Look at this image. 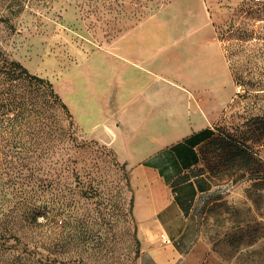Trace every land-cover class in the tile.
Wrapping results in <instances>:
<instances>
[{"label": "rangeland", "instance_id": "rangeland-1", "mask_svg": "<svg viewBox=\"0 0 264 264\" xmlns=\"http://www.w3.org/2000/svg\"><path fill=\"white\" fill-rule=\"evenodd\" d=\"M140 35L189 101L210 95L208 114L222 109L215 136L246 131L264 162V139L254 133L264 124V0H0V52L52 85L70 116L46 111L36 90L27 101L33 117L10 121L11 134L0 130V231H19L9 241L17 249L0 250V264H139L130 169L93 126L105 114L120 123V108L136 94L105 69L102 50ZM210 58L219 75L195 80L194 67ZM120 134L129 137L125 127ZM200 152L197 241L180 264H264V203L257 210L245 196L252 182L218 164L212 147Z\"/></svg>", "mask_w": 264, "mask_h": 264}, {"label": "crops", "instance_id": "crops-1", "mask_svg": "<svg viewBox=\"0 0 264 264\" xmlns=\"http://www.w3.org/2000/svg\"><path fill=\"white\" fill-rule=\"evenodd\" d=\"M134 42L143 44L124 48V44ZM149 43L153 41L142 35L129 36L127 40H116L113 49L102 50L105 69L120 72L119 79L128 84L124 92L132 88L136 94L120 108V123L105 114L100 118L101 124L93 126L92 136L108 138L106 143L130 169L139 264H180L197 241L194 206L205 191V178L199 169L200 145L209 138L222 109L208 114L210 95L192 94L189 101L186 89L168 78L170 72L153 63L155 56ZM200 63L201 71L197 65L194 67L195 80L200 75L203 82L207 76L219 75L213 58L207 66L203 60ZM178 77V82L183 83V77ZM195 84L204 95L206 87ZM174 99L178 101L175 109ZM187 101L191 102L190 109ZM191 110L193 115L188 114ZM121 127L126 128L128 138L121 137Z\"/></svg>", "mask_w": 264, "mask_h": 264}, {"label": "trees", "instance_id": "trees-1", "mask_svg": "<svg viewBox=\"0 0 264 264\" xmlns=\"http://www.w3.org/2000/svg\"><path fill=\"white\" fill-rule=\"evenodd\" d=\"M36 90L40 91L41 103L46 111L56 113L58 110L65 117L70 118L65 104L62 103L55 93L52 85L37 75L29 74L20 62L7 59L0 52V130L5 131L7 129L8 133L11 134L10 121L21 122L23 117H33L35 107L32 105L31 100L30 103L27 101L30 99L29 94L36 92ZM10 113L13 115L10 116ZM67 120L64 121L63 134L69 138L71 136L72 122ZM256 131L257 133H255ZM246 133V131H240L238 135L225 134L215 136L212 130L209 138L200 145L199 152L202 146L206 149L212 147L218 164H222L225 169L232 170L236 177H246L247 180L251 181L252 183L245 189V196L254 203L258 210L261 208L260 203H264V162L259 153L246 144L251 139L246 136ZM254 133L257 139L260 137L264 139V124H259ZM7 145L8 143L5 146ZM260 216H264V211L260 213ZM244 220L245 218L237 220L239 227ZM27 225L31 226V222H28ZM18 232V229L14 231L13 226H10L9 229L1 230L0 250L17 249L15 244L9 245V241L11 238L17 240ZM246 237V243L251 244V234H247ZM238 239L239 243H242V237L240 236ZM26 250V244L23 247L19 246V251H22V253H26Z\"/></svg>", "mask_w": 264, "mask_h": 264}, {"label": "built area", "instance_id": "built-area-1", "mask_svg": "<svg viewBox=\"0 0 264 264\" xmlns=\"http://www.w3.org/2000/svg\"><path fill=\"white\" fill-rule=\"evenodd\" d=\"M164 241H165V243L168 242L167 240H164Z\"/></svg>", "mask_w": 264, "mask_h": 264}]
</instances>
